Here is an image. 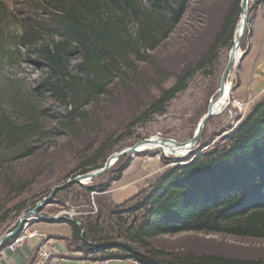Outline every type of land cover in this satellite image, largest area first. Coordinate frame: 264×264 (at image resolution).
Returning a JSON list of instances; mask_svg holds the SVG:
<instances>
[{
	"label": "rangeland",
	"instance_id": "1",
	"mask_svg": "<svg viewBox=\"0 0 264 264\" xmlns=\"http://www.w3.org/2000/svg\"><path fill=\"white\" fill-rule=\"evenodd\" d=\"M139 2L142 9H148V0ZM254 3L255 0H249L247 3V29L239 46L240 59L235 65L232 63L233 66L227 74L226 81L231 84L229 100L218 114L210 117L198 140L199 145H196L197 142L192 151L198 149L202 152L216 144L225 143V137L232 134L256 106L263 105L264 85H259L261 81L254 79V60L249 59L246 63V56H242L244 51L246 55L253 45V15L257 9H253ZM230 6V0H191L188 13L169 37L154 51L144 52L143 59L134 62V68L138 69L140 76V86L135 87L134 81L129 82L131 94L128 92L122 95L120 88L114 86V83L109 87L110 96H101L99 102L86 109L91 118V128L86 134L80 131L77 134H69L66 130L61 132L59 118L46 117V113H42L38 121L39 129L34 130L31 141L28 142L36 147L31 150L30 157L17 159L10 165L0 167V238L13 231L23 215L46 198L53 187L79 176L77 174L81 170L91 169L93 165L103 167L111 154L145 139H170L181 143L192 137L209 103L214 98L217 99L234 34L231 43L217 47L213 63L191 77L186 88L165 105L163 112L152 116L145 123L131 124L137 122L143 108L159 95V88H170L184 69L206 57L219 35L222 20ZM46 7L44 1L39 3L38 0H0V27L3 31L0 35V105L14 114L25 116L30 108L37 111L52 108L61 115H66L69 110V106L54 104L48 94H37L33 91L34 87L42 83L47 70L37 65L42 61L33 54L29 44L39 40V36H46ZM48 9L51 8L48 6ZM240 15L235 22V30ZM130 32L133 36L138 32L135 24L130 25ZM252 49L249 54L251 56L256 51L255 48ZM77 59L76 55L73 56L71 64L74 65ZM248 64L250 68H244ZM158 71L166 72L170 76L168 79L159 80ZM261 72H264V69ZM22 146H12L6 151L1 149L0 154L16 159V154L26 152ZM98 149H102L101 155L95 158L94 154ZM189 154L187 152L183 157H176L172 153L167 154L154 148L125 155L103 176L85 184L68 185L57 191L52 199L38 210L37 214L42 216V219L32 222L29 217L16 234L26 223L28 225L25 231L29 232L35 225L47 222L46 218L67 217L73 219L81 228L82 237L90 225L88 222L93 224L94 217L100 213L105 220L104 226H107L100 237L106 240L112 238L114 242L121 243L123 237L119 235L122 231L118 227L122 226V222L119 223L120 226L117 225L119 220L116 216H121L129 225L137 214L132 216L130 212H121L135 205L142 195L153 189L167 169L172 168L176 161L184 163ZM90 158H93V162L89 164L87 160ZM123 165L125 167L121 177L117 181H111L116 170ZM90 172L92 171L87 173ZM78 185L107 187L104 192H87ZM116 211L119 214L113 213ZM89 237L92 238L91 235ZM148 243L150 247L145 250L151 249L159 260L172 261L187 255L199 257L212 254L264 263L262 239L189 232L161 235ZM8 247L10 248V245ZM16 248L18 247L10 249ZM103 255L105 253L99 252L95 255L81 253L80 256H86V261L90 264H139L131 258L124 259L121 256L105 261L95 259ZM57 262L58 260L55 261L56 264ZM32 264H38L36 259Z\"/></svg>",
	"mask_w": 264,
	"mask_h": 264
},
{
	"label": "trees",
	"instance_id": "2",
	"mask_svg": "<svg viewBox=\"0 0 264 264\" xmlns=\"http://www.w3.org/2000/svg\"><path fill=\"white\" fill-rule=\"evenodd\" d=\"M43 1L48 13V26L44 29L47 38L39 36V40L30 42L29 48L42 61L39 64L47 73L33 91L48 94L54 104L69 106V110L61 115L52 108L38 111L30 108L23 116L0 105V150L24 145L22 149L26 151L16 154V159L0 154V167L30 157L31 150L36 147L28 142L34 130L39 129L38 121L44 112L46 117L59 118L61 132L86 134L91 128L86 109L99 102L101 96H110L109 87L114 83L122 95L130 92L129 82L140 86L134 62L143 59L144 52L154 51L169 37L183 21L191 4V0H148V9L144 10L139 0H38L39 3ZM240 1L230 0V9L206 57L184 69L170 88H159V95L143 108L137 122L131 125L145 123L163 112L165 105L186 88L191 77L213 63L217 47L231 43L240 15ZM262 3L264 0H255L253 9ZM131 24L138 28L135 36L130 32ZM2 32L0 27V35ZM75 55L78 59L72 65ZM157 76L165 80L170 75L158 71ZM225 139V143L211 149L193 150L184 163L176 161L167 169L150 192L121 212L137 214L129 225L121 216H116L119 220L116 224L122 222L118 227L122 231L121 243L100 237L107 229L100 213L94 217L93 224L88 222L90 225L82 237L81 228L68 222L72 239L87 254L105 253L95 258L101 261L121 256L139 264H264L212 254L187 255L167 261L156 258L151 249L145 250L150 247L149 240L176 233L202 232L264 240V102ZM101 151L98 149L94 157H99ZM87 162L92 163L93 158ZM101 167L93 165L77 175ZM124 167L116 170L111 181L121 177ZM78 186L87 192H104L107 187ZM113 213L119 214L118 211ZM58 221L64 222L63 219Z\"/></svg>",
	"mask_w": 264,
	"mask_h": 264
},
{
	"label": "crops",
	"instance_id": "3",
	"mask_svg": "<svg viewBox=\"0 0 264 264\" xmlns=\"http://www.w3.org/2000/svg\"><path fill=\"white\" fill-rule=\"evenodd\" d=\"M253 16V45L249 48L245 58L247 59L246 63L249 59L254 60L253 69L256 70L254 72V79H259L261 81L259 85H264V78H262V73L264 72H261L264 69V3L257 6ZM254 48L256 50L254 55H249L251 54V49L254 50ZM244 68H250V64L244 66ZM33 230L41 236L46 237V240L37 236L33 239L25 240L24 244L15 250H11L8 247L9 243H7L13 239L4 242L6 245L0 246L2 264H32L37 258V249L40 244L43 249L52 252L50 255V264H56L55 261L57 260V264L59 262V264H90L86 261V256H80L81 253H86L80 247L79 243H76L72 239V229L67 222L39 223L35 225ZM73 254L75 256H72Z\"/></svg>",
	"mask_w": 264,
	"mask_h": 264
},
{
	"label": "water",
	"instance_id": "4",
	"mask_svg": "<svg viewBox=\"0 0 264 264\" xmlns=\"http://www.w3.org/2000/svg\"><path fill=\"white\" fill-rule=\"evenodd\" d=\"M240 12L241 15H243V21H242V32L241 35L237 38L236 40V44L232 45L231 47V54H234L235 49H239V46L243 40L244 34L246 32L247 29V0H241L240 1ZM234 43V42H233ZM232 67V58H229V61L222 73V77H221V81H220V85H219V89H218V94L217 97H222V90L225 87V82H226V78H227V74L228 71L230 70V68ZM215 100V98H214ZM212 100L209 105L208 108L206 110V113L202 116V118L200 119V121L197 124L196 130L194 131V134L192 135V137L186 141V142H175L173 140L170 139H145L142 140L136 144H133L130 147H127L123 150H120L119 152L113 153L111 154L105 161L104 165L102 168L98 169V170H94L90 173L84 174V175H79L76 176L75 178H72L70 180H67L65 183L55 186L52 188V190L50 191L49 195L46 198H43L38 204L35 205V207L26 212L23 217L19 220V222L17 223V226L15 227V229L7 234H5L4 236H2L0 238V246L1 244H3L4 242H7L8 240H10V238H12L17 231L19 230V228L22 226V224L24 223L25 220H27L29 217H37L38 214V210H40L42 207H44L53 197V195L61 190L62 188L68 186V185H72V184H85L87 182H90L93 179L99 178L101 176H103L110 167H112L120 158L124 157L125 155L128 154H132V153H136L138 152L137 149L140 147H145L147 145H154V144H159L160 146H165V145H171L174 146L175 148H184L186 147V151L184 152V154H186L187 152L190 153L192 151V148L194 147V145L198 142L204 127L206 125V123L208 122V120L210 119L211 116L215 115L214 111L211 107L212 102L214 101ZM178 157V156H176ZM183 157V156H181ZM59 219H63L67 222H73L74 220L71 218H67V217H54V218H46L47 222H56Z\"/></svg>",
	"mask_w": 264,
	"mask_h": 264
},
{
	"label": "bare ground",
	"instance_id": "5",
	"mask_svg": "<svg viewBox=\"0 0 264 264\" xmlns=\"http://www.w3.org/2000/svg\"><path fill=\"white\" fill-rule=\"evenodd\" d=\"M249 0H247V3H248ZM242 21H243V15H240V18H239V21H238V24H237V27H236V30H235V33H234V43L233 45L236 44V40L237 38L241 35V32H242ZM240 56H241V51L238 49H235V52L234 54H231V51L229 53V58L231 57L232 58V63L233 65H235V63L240 59ZM232 65V66H233ZM230 93H231V84L226 81L225 82V87L224 89L222 90V97H217V99H215L213 102H212V109L214 111V114H218L223 107L226 106V103L227 101L229 100V97H230ZM155 139V138H153ZM160 149L162 150L163 152L167 153V154H170L172 153L174 156H178V157H181L184 155V152L186 151V147L184 148H175L171 145H165V146H160L159 144H154V145H147L145 147H142V148H138L137 151L138 152H142V151H146V150H149V149Z\"/></svg>",
	"mask_w": 264,
	"mask_h": 264
},
{
	"label": "built area",
	"instance_id": "6",
	"mask_svg": "<svg viewBox=\"0 0 264 264\" xmlns=\"http://www.w3.org/2000/svg\"><path fill=\"white\" fill-rule=\"evenodd\" d=\"M42 219V216H37V217H32L30 220L32 222L34 221H40ZM28 223H26L24 225V228L18 233L15 235V239L13 238V240H11L9 242V245H10V248L12 249L13 247H20L24 244L25 240H28V239H33L37 236H40L42 239L46 240V237L44 236H41L40 234L36 233L35 230H31L29 232H26V227H27ZM8 245V246H9ZM52 252H48V251H45V249L42 248L41 244L38 246V249H37V258H36V262L38 264H46L48 263V261H50V255H51ZM2 263V259L0 258V264ZM94 264H103V263H94Z\"/></svg>",
	"mask_w": 264,
	"mask_h": 264
},
{
	"label": "clouds",
	"instance_id": "7",
	"mask_svg": "<svg viewBox=\"0 0 264 264\" xmlns=\"http://www.w3.org/2000/svg\"><path fill=\"white\" fill-rule=\"evenodd\" d=\"M38 66H41L42 64H37Z\"/></svg>",
	"mask_w": 264,
	"mask_h": 264
}]
</instances>
